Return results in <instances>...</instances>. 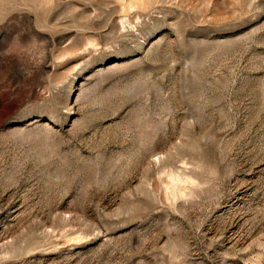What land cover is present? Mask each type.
I'll use <instances>...</instances> for the list:
<instances>
[{
  "label": "rangeland",
  "instance_id": "obj_1",
  "mask_svg": "<svg viewBox=\"0 0 264 264\" xmlns=\"http://www.w3.org/2000/svg\"><path fill=\"white\" fill-rule=\"evenodd\" d=\"M0 264H264V0H0Z\"/></svg>",
  "mask_w": 264,
  "mask_h": 264
}]
</instances>
